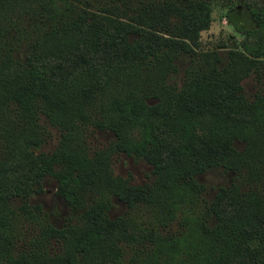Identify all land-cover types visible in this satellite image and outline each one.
<instances>
[{
    "label": "trees",
    "instance_id": "16d2710c",
    "mask_svg": "<svg viewBox=\"0 0 264 264\" xmlns=\"http://www.w3.org/2000/svg\"><path fill=\"white\" fill-rule=\"evenodd\" d=\"M209 2L0 0L3 264H264V185L252 182L264 171V89L249 98L241 92L245 76L255 73L261 81L264 59L232 48L221 64L217 50L197 51L184 40L196 38V21L207 15ZM182 55L191 59L190 73L227 91L223 110L206 113L222 118V141L214 146L219 149L196 141L199 136L183 129L184 118L177 120L175 108H167L158 122L132 124L152 132L147 151L131 148L152 164V179L131 184L114 176L112 154L130 150L118 141L93 150L87 130L109 128L119 136L123 107L131 101L146 107L148 117L157 103L168 107L179 93L169 78ZM149 96L158 100L155 105L145 103ZM45 124L59 132L48 151L40 149ZM220 166L236 179L195 212L205 188L197 175ZM62 173L75 181L72 197L60 189ZM48 176L58 180L57 190L80 224L57 227L40 203L30 204ZM238 176L249 186L243 188ZM112 195L129 208L113 218L107 213ZM13 199L37 229L19 245ZM136 205L151 210L156 223L134 214ZM174 220L176 230H161ZM51 239L63 246L60 252L49 249Z\"/></svg>",
    "mask_w": 264,
    "mask_h": 264
},
{
    "label": "rangeland",
    "instance_id": "374dc122",
    "mask_svg": "<svg viewBox=\"0 0 264 264\" xmlns=\"http://www.w3.org/2000/svg\"><path fill=\"white\" fill-rule=\"evenodd\" d=\"M207 7V15L196 21V25H200L196 38L184 39L192 48L197 51L217 50L222 58L221 64L227 63V53L232 48L249 56L264 59V0H210ZM190 64L191 59L187 55H182L177 59V71L171 75L169 80L175 83L174 85H176V90L179 93L174 95L168 107L157 103L156 98L149 96L145 98V103L148 105L157 103L159 109L153 112L155 115L148 117L146 114L151 113L146 107L131 101L123 107V118L118 128L119 136L109 128L87 130L86 142L93 150L107 148L115 141H118L117 143L123 148L130 150L129 152L120 150L112 154L111 165L114 176H122L131 184H144L152 179V164L144 157L136 154L147 151L146 149L152 146V132L145 133V130L136 128L132 124H135V121L145 122L144 124H149L151 120L158 122L167 108L168 111L175 108L174 114L177 120L184 118L183 129H187L192 135L199 136L200 140L196 141L205 143L206 147L213 149V151L219 149L214 148V146L219 143V139L222 141V130L224 128L222 121H220L222 118L219 115H206V113L213 108L218 112L223 110L220 100L227 91L223 87L216 86L214 81L208 77H203L198 73H190V70H187ZM262 76L261 81H258L255 73L245 76L241 81L243 85L241 92L249 98L257 91L263 90L264 74ZM78 82L81 83V81ZM69 89L73 91L72 93L77 91L75 86ZM174 122L178 123V121ZM45 127L47 136L40 149L48 151L53 149L58 142L59 132L49 125L45 124ZM236 145L242 146V143L236 142ZM131 148L136 149V153ZM234 175V171L225 170L221 166L199 173L197 180L202 182L205 188L194 211L203 212L207 202L214 197L217 188L230 184L236 179ZM238 177L237 179L241 181L243 188L249 186L241 176ZM57 181L55 178L48 176L43 184V191L34 193L29 197L30 204L40 203L42 210L46 212L47 219L57 227L80 224V219L76 218L75 212H72L68 200L58 192ZM252 182L260 187L263 186L264 171L261 179ZM59 185L64 195L66 194L68 197H72L78 192L75 181L69 174H61ZM110 201L112 205L107 213L111 218L124 214L129 209L126 203L117 196L112 195ZM19 205L20 201L18 199L12 200L13 209L17 210V214L15 213L12 217H14L13 221L17 224L20 236L16 237L17 245L22 244L23 239H27L37 232L34 220L29 214L20 209L21 206ZM81 209L82 207L78 208V212H81ZM132 211L142 219L156 223L151 210H148L145 206L136 205ZM190 213H193V211H190ZM72 216V220L69 221ZM178 226V222L174 220L164 227L160 226V228L162 231H174ZM58 247H60V244L55 239H51L49 249L60 252L63 246L59 249ZM5 262L3 260V263ZM3 263L0 260V264Z\"/></svg>",
    "mask_w": 264,
    "mask_h": 264
}]
</instances>
